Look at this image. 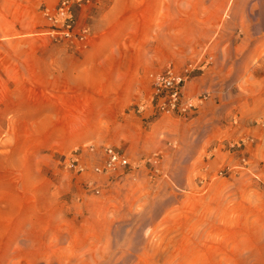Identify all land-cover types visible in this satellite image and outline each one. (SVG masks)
Wrapping results in <instances>:
<instances>
[{
	"label": "rangeland",
	"instance_id": "obj_1",
	"mask_svg": "<svg viewBox=\"0 0 264 264\" xmlns=\"http://www.w3.org/2000/svg\"><path fill=\"white\" fill-rule=\"evenodd\" d=\"M58 1L0 0V264H264V0H75L85 47ZM190 64L198 110L135 111Z\"/></svg>",
	"mask_w": 264,
	"mask_h": 264
},
{
	"label": "built area",
	"instance_id": "obj_2",
	"mask_svg": "<svg viewBox=\"0 0 264 264\" xmlns=\"http://www.w3.org/2000/svg\"><path fill=\"white\" fill-rule=\"evenodd\" d=\"M81 0H76V4ZM75 0H59L56 6L47 7L44 11L51 25L50 32L53 36L65 39L74 46H87L91 38L89 25L80 24L74 11ZM200 65L198 68H201ZM195 67L190 64L184 70H178L169 65L162 71L152 75L150 80V95L147 100L135 105L137 113L149 112L151 115H169L174 117H186L194 113L205 103L208 92L192 94L188 90L190 72ZM105 159L102 166H96V170L110 173L124 168L130 164L126 153L113 145L104 149Z\"/></svg>",
	"mask_w": 264,
	"mask_h": 264
},
{
	"label": "crops",
	"instance_id": "obj_3",
	"mask_svg": "<svg viewBox=\"0 0 264 264\" xmlns=\"http://www.w3.org/2000/svg\"><path fill=\"white\" fill-rule=\"evenodd\" d=\"M189 92L191 93V91L189 90ZM192 94H194V93H192Z\"/></svg>",
	"mask_w": 264,
	"mask_h": 264
},
{
	"label": "bare ground",
	"instance_id": "obj_4",
	"mask_svg": "<svg viewBox=\"0 0 264 264\" xmlns=\"http://www.w3.org/2000/svg\"><path fill=\"white\" fill-rule=\"evenodd\" d=\"M81 119V118H80ZM74 124V123H73ZM82 124V123H81ZM80 125V124H79Z\"/></svg>",
	"mask_w": 264,
	"mask_h": 264
}]
</instances>
